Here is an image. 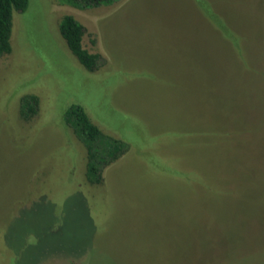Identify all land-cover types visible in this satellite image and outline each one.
<instances>
[{"label": "rangeland", "instance_id": "374dc122", "mask_svg": "<svg viewBox=\"0 0 264 264\" xmlns=\"http://www.w3.org/2000/svg\"><path fill=\"white\" fill-rule=\"evenodd\" d=\"M64 15L96 71L67 48ZM11 22L0 264H264V0H28ZM71 104L127 146L100 184Z\"/></svg>", "mask_w": 264, "mask_h": 264}, {"label": "trees", "instance_id": "16d2710c", "mask_svg": "<svg viewBox=\"0 0 264 264\" xmlns=\"http://www.w3.org/2000/svg\"><path fill=\"white\" fill-rule=\"evenodd\" d=\"M116 0H65L80 9L109 5ZM28 0H0V55L11 51L10 34L12 10L24 11ZM58 31L67 48L78 62L88 71H96L102 64L99 54L90 53L82 47L85 28L71 15H64L59 21ZM38 109L35 95L23 96L19 113L22 119H30ZM63 119L77 139L83 144L86 153L85 178L90 184L102 182V169L115 161L127 148L121 141L101 132L88 118L83 107L71 104L65 110Z\"/></svg>", "mask_w": 264, "mask_h": 264}]
</instances>
